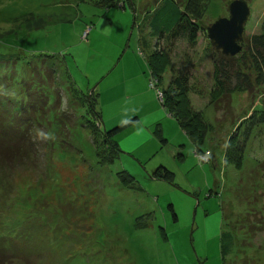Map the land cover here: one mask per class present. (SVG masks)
<instances>
[{
	"label": "rangeland",
	"instance_id": "374dc122",
	"mask_svg": "<svg viewBox=\"0 0 264 264\" xmlns=\"http://www.w3.org/2000/svg\"><path fill=\"white\" fill-rule=\"evenodd\" d=\"M157 1L0 0V59L21 49L17 68L28 58L41 69L55 68L51 79L38 68L33 78L18 74L55 93L49 87L34 99L19 80L7 87L15 98L34 99L33 109L39 104L26 115L39 123L29 130V161L0 167V264H264V85L248 55L250 35L264 33V0H247L241 47L231 55L252 81L246 90L228 99L219 96L221 87L210 93L213 59L222 53L205 27L227 15L230 0H206L194 44L177 38L170 48L157 87L187 74V101L208 126L202 152L160 104L161 90L151 84L138 48ZM59 59L79 92H98L97 117L83 110V96L60 75ZM252 108L263 119L242 148L241 166L224 161L226 140L242 134L250 120L242 118ZM131 115L136 120L112 136L120 151L106 164L99 156L111 148L84 120L102 130ZM156 123L163 145L153 133ZM158 164L172 171V180L150 176ZM121 169L133 174V183H120L115 172ZM225 231L234 242L222 255Z\"/></svg>",
	"mask_w": 264,
	"mask_h": 264
},
{
	"label": "trees",
	"instance_id": "16d2710c",
	"mask_svg": "<svg viewBox=\"0 0 264 264\" xmlns=\"http://www.w3.org/2000/svg\"><path fill=\"white\" fill-rule=\"evenodd\" d=\"M97 2L103 6L116 5V0H97ZM205 5L206 0H158L150 14L148 15L147 13V37L142 35L137 38L138 48L143 55L151 80L154 79V82L152 80L151 84H153L157 90H161L162 97L159 99L160 104L170 113L169 115L176 120L183 133L191 140L197 152H202L204 149L208 150V148H206L207 146H203L208 126L201 112L193 110L187 101V92L190 87L187 74L176 73L171 75L167 86L164 87H157V83L160 82L162 72L170 65V48L174 41L177 38H185L189 44H194L196 41L199 29L198 21L202 17ZM249 42L250 48L248 55L250 58V65H252L255 70V80L257 83L264 85V33L261 32L250 35ZM22 52L21 49H17V54H14L13 57L0 59V167H4L6 163L11 164L16 161L24 163L31 158L30 149L32 146L29 130L31 126L36 124L38 119L35 118L30 120L31 116L26 117V115L28 114V108H32V110L39 109V104H36V109H33L35 104L34 99L42 94L43 97L46 96L45 90L51 87L50 85H44L40 80H38V82H34L33 79L30 81L29 79L24 81L21 79L19 80L18 74L32 77V75L36 73V70L38 71L39 69V71H42V76L44 74L46 78L51 79L55 71L53 65L46 64L45 62L41 69L36 62H30L31 58L20 60V65L17 68L15 58ZM42 54L54 57L49 53ZM240 56H242V53H240ZM28 60L29 62H27ZM59 60L58 67L61 71L62 61L61 59ZM213 64L216 76L214 75L215 87L210 90L212 95L219 92L217 90L221 87L219 96H224L228 99L233 91H244L251 87V79L248 74L239 67V64L236 65L234 56L218 54L213 59ZM60 73V75L63 74L64 77L65 75L69 77L71 83L74 84L73 80L65 71L64 73L63 71ZM14 80H19V86L25 87V90L30 92L34 99L26 102L25 99L22 100L21 97L15 98L14 94L11 92V88H7L9 85H13ZM25 81H29L30 83L26 84ZM54 84L57 85L55 82ZM74 87V93L83 96V106H85L83 110L88 113V115H91L92 118L97 117L98 111L96 109V101L98 92L93 91L94 93L90 92L84 95L79 92L75 84ZM60 88L65 91V88L61 85ZM53 91L55 93L54 89ZM80 96L75 97L80 98ZM219 96L216 97L213 103L217 104L220 101ZM84 98L86 100L85 104ZM14 105H16L15 113L13 111V109H15ZM78 105H81V102L76 106ZM18 107L19 109H17ZM262 112L264 113V110H262ZM246 114L247 116L243 117L242 120H250L245 126L242 134H238V137L237 135L231 134L228 138H231V141L227 139L224 145V161L238 164V166H241L242 148L245 146L251 129L258 121L263 119V114L257 119V110H254V108ZM136 118V115H131L119 123H115L102 130L90 119L84 120V125L87 126V128L91 127L95 133H99L101 142L105 146L111 148L106 158H102L105 154L99 156L106 164L110 163L114 155L120 151L112 136L124 126L135 121ZM16 120H21V122H17ZM153 133L160 144L163 145L166 143L165 137L162 136V132L158 129V123L154 125ZM178 154L180 155V152ZM115 174L123 186H128L134 182L133 174L125 169L118 170ZM150 176L170 181L172 180L173 173L162 164H158L152 169ZM168 207L171 216L175 219L176 216L171 204H168ZM221 238L220 250L222 255H224L231 249L234 238L229 231H225Z\"/></svg>",
	"mask_w": 264,
	"mask_h": 264
},
{
	"label": "water",
	"instance_id": "95a60500",
	"mask_svg": "<svg viewBox=\"0 0 264 264\" xmlns=\"http://www.w3.org/2000/svg\"><path fill=\"white\" fill-rule=\"evenodd\" d=\"M249 13L246 0H230L227 5V15L218 16L206 27V36L210 44L219 49L222 54H234L241 47L243 23Z\"/></svg>",
	"mask_w": 264,
	"mask_h": 264
},
{
	"label": "crops",
	"instance_id": "0c3cea01",
	"mask_svg": "<svg viewBox=\"0 0 264 264\" xmlns=\"http://www.w3.org/2000/svg\"><path fill=\"white\" fill-rule=\"evenodd\" d=\"M124 119H126V117H123L122 119H118V120H116L115 122H116V123H119L120 121H122V120H124Z\"/></svg>",
	"mask_w": 264,
	"mask_h": 264
}]
</instances>
